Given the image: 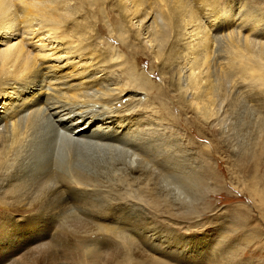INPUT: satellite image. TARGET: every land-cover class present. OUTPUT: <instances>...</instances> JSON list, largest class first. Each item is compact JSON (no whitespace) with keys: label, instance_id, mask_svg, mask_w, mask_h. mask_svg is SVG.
Returning a JSON list of instances; mask_svg holds the SVG:
<instances>
[{"label":"rangeland","instance_id":"rangeland-1","mask_svg":"<svg viewBox=\"0 0 264 264\" xmlns=\"http://www.w3.org/2000/svg\"><path fill=\"white\" fill-rule=\"evenodd\" d=\"M45 1L57 3L58 0ZM65 1L59 0V5ZM219 2L216 16L219 23L209 14L208 2L202 7L199 1L195 2L206 28H211L207 32L211 33L209 47L213 50L208 67L200 69L197 78L200 86L196 90L187 88L189 77L199 71L189 68L191 61L187 56L189 45L198 42L200 37L194 34L195 30L190 33L193 25L185 28L184 38L176 36L177 40L168 28L165 42L175 41L179 53L169 58L167 44L164 55L156 58L157 48L152 47L149 38H134L141 28L138 21L141 13L144 10L160 12L156 0H141L140 12L135 17L122 16L125 5H119L118 0L68 2L70 5L63 10L67 21L76 18L93 25L99 20L107 26L100 36L94 35L92 27L79 31L80 38H85L79 48L87 46L89 50L77 51L73 56L56 43L47 45L48 40L43 39L46 46L42 52L48 54L42 59L45 70L69 75L82 69H100L107 63L94 56L101 53L105 59H112L108 66L114 79L135 78L136 71L145 77L156 88V94L151 96L150 92L138 88L140 92L134 97L142 101L138 106L140 111L127 119V110L123 108L115 125L119 128L123 124L121 128L127 132L138 131L142 146L148 145L145 148L154 153L153 160L140 152L141 174L134 175L135 180L127 173L121 174L110 188L114 200L88 217L76 213L61 218L39 211V206L0 208V258L13 260L15 264H264V81L258 78V71H252L258 69H252L253 63L243 61L235 53L236 45L234 50L231 48L233 53L228 50L229 35L241 39L247 36L256 43L254 50L259 43L264 44V0ZM127 4L132 6L129 1ZM11 9L19 15L25 11L20 4L11 5ZM227 10L228 20L235 17L229 24L225 22ZM178 12L181 14V9ZM121 17L124 30L112 31L108 24ZM152 19L143 23V37L148 34L146 27ZM217 24L219 28L215 30ZM212 34L221 39L217 45ZM41 42L34 38L25 46L34 53L37 50L34 46H40ZM108 44L117 53L112 58L105 54ZM124 45L131 52H138L136 61L124 51ZM127 55L136 64L135 69H124ZM84 75L76 74L72 83L84 81ZM125 82L124 86L120 84L123 88L129 86ZM128 88L136 89L132 85ZM158 89H167L168 93ZM202 90L208 96L214 93L212 108L218 112L211 117L201 115L196 108L195 95ZM126 97L127 94L116 107L121 108ZM8 121L11 130L12 120ZM0 148L10 146L6 143ZM5 160L7 157L0 158V181H5L12 172ZM166 176L192 197L190 203L179 200L172 190L168 197L164 196L158 184ZM152 181L157 192L151 189ZM7 183H0L1 204H7L9 195L4 191L11 187ZM118 196L123 198L119 200ZM88 219L95 229L83 235L78 231Z\"/></svg>","mask_w":264,"mask_h":264},{"label":"bare ground","instance_id":"bare-ground-1","mask_svg":"<svg viewBox=\"0 0 264 264\" xmlns=\"http://www.w3.org/2000/svg\"><path fill=\"white\" fill-rule=\"evenodd\" d=\"M69 1L72 0H66L64 5H59V0L57 3L55 1L49 3L50 1L45 0H0V36H3L0 45L4 46L0 49V108H3L0 111V145L4 146L8 143L10 146V148H0V158L4 160L7 157L5 162L11 169L10 172H13L5 178V181H0L4 185L8 182L7 184L10 183L8 186H11L6 187L4 191L5 195H9L6 196L8 197L7 204H1L0 201L2 210L10 207L30 209L39 206V211L50 213V215L55 214L61 218L76 213L88 217L100 211L106 202H110L109 200H114L111 195L113 191L110 188L113 181L121 178V174L127 173L134 180L139 173L141 174L143 168L140 167V152L153 160L154 153L149 148H145L149 147L148 145L142 146L143 140L138 131L127 132L121 128L123 124L119 128L115 125L116 119L122 116L123 108L127 110V119L130 115H135L140 111L138 106L142 104V101L134 97L140 92L137 91L138 88L150 92L151 96L156 94V88L149 81L147 82L145 77H140L136 71L135 78L126 76L122 78L123 80L114 79L113 71H110L111 67L108 66L112 59H105L101 53L94 56L97 59L100 57L102 63H107L100 69L96 66L98 69H82L76 73L73 71L69 75L56 74L51 69L45 70L46 66L42 64V59L48 54L42 52L46 46L43 39L48 40L47 45L56 43V46L60 45L66 54L73 56L75 52H85L87 49V46L79 48L85 39L80 38L81 36L77 34L79 31L92 27L94 35L100 36L107 26L99 20L93 25L76 18L67 21L63 10L70 5ZM118 1L119 5H125L121 11L122 16L128 17L129 14L135 17L140 12L141 0ZM128 1L132 4L131 7L128 6ZM156 1L160 12L144 10L138 20L141 28L137 29V36L134 38L141 37L140 40L149 38L148 41L153 42L152 47L157 48L154 54L156 58L164 55L168 44L167 56L170 58L176 55L175 52L179 53V48L175 41L165 42L168 38L166 35L168 28L172 30L174 38L176 36L184 38L185 28L193 25L194 28L190 30V33L195 30L194 34L200 37L195 44L189 43L187 56H190L189 61H191L189 68L199 71L197 75L189 77L187 88L191 87L196 90L200 86L197 80L200 69L203 66L208 67L207 61L213 50L209 47V34L211 33L207 32L211 28H206L204 16L201 15L197 7L199 5L195 2L199 1L201 7L208 2L211 7L209 14H213L216 20L221 6L220 2L219 0ZM17 4L25 7L21 15L11 9V5ZM71 9L72 7L69 8L70 11ZM178 9H181V14ZM225 14L227 15L225 22L227 24L233 22L235 17L228 20L230 16L228 10ZM148 15L150 16L147 18ZM151 17L153 21L146 27L148 34L143 37L141 31L145 30L143 23ZM173 17L176 20L173 21ZM247 17L246 14L245 22H247ZM164 21L167 24H164ZM217 21L219 23L220 20ZM108 26H112V31L116 32L123 31L125 28L122 17L109 23ZM215 28H219L218 24ZM20 36L21 38L16 40ZM43 36L46 37L43 38ZM34 38L42 41L43 44L38 47L34 46L37 50L33 48L36 51L33 53L25 45ZM212 40L217 45L221 39L216 35ZM147 42L145 46L149 49ZM228 42L229 52L233 53L231 48L234 50L236 45L235 53L243 61L246 59L250 64L253 63L251 64L252 69H255L254 67L258 69L252 71H258L260 73L258 78L264 81V44L259 43L258 48L254 50L253 46L256 43L253 40L247 36L241 39L237 35H229ZM123 49L127 51L126 53L133 55L131 58H135V61L136 56L139 57L138 52H131L128 46L124 45ZM215 52L218 51L215 50ZM105 54L112 58L117 53L108 44ZM125 62L124 69L136 68V64L129 56L125 58ZM76 74L84 75L85 80L72 83V78ZM97 76L101 78L97 79ZM45 81L49 83L46 82V84ZM123 81H126L128 87L132 85L136 89L123 88L120 85ZM53 83L55 86L52 85ZM88 86L97 87L88 89ZM167 89L165 91L158 89V92L168 93ZM126 94L128 102L124 101V104L119 106L121 108L116 107L117 102L122 103ZM212 96L214 97V93L208 96L205 90L195 95V105L199 108L201 115L211 117L218 112L217 109L212 108L215 101ZM1 98L4 101L1 102L3 100ZM8 119L12 120L11 130H9ZM152 182L151 189L157 192L155 182ZM160 182L159 189L164 192L165 197H168L172 190L177 193V197L182 202H191L192 197L186 194L182 187L173 182L169 176L161 178ZM121 198L123 196H118L119 200ZM10 201L13 204H10ZM94 229L93 223L89 220L78 232L88 235ZM0 264L15 263L13 260L1 257Z\"/></svg>","mask_w":264,"mask_h":264},{"label":"snow or ice","instance_id":"snow-or-ice-1","mask_svg":"<svg viewBox=\"0 0 264 264\" xmlns=\"http://www.w3.org/2000/svg\"><path fill=\"white\" fill-rule=\"evenodd\" d=\"M3 39V36H0V40H2ZM0 46H2V45H0Z\"/></svg>","mask_w":264,"mask_h":264}]
</instances>
